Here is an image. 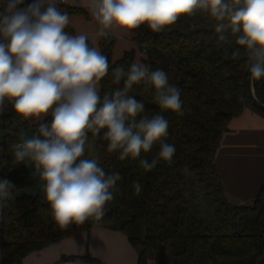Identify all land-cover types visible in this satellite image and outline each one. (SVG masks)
Instances as JSON below:
<instances>
[{
    "label": "trees",
    "instance_id": "1",
    "mask_svg": "<svg viewBox=\"0 0 264 264\" xmlns=\"http://www.w3.org/2000/svg\"><path fill=\"white\" fill-rule=\"evenodd\" d=\"M31 0H25L30 3ZM69 17L82 9L58 3ZM216 21L206 12L181 17L169 29L152 32L146 25L133 30L137 49L110 62L108 74L100 81V94L123 88L114 83L113 69L126 70L137 61L152 70L163 69L169 83L180 89L183 115L159 108L153 90L134 85L129 95L145 106L143 114L161 113L169 122L165 142L175 146L171 164L161 161L151 171L140 167V159L151 161L159 143L135 160L120 161L118 153L107 151L103 132L89 133L92 147L85 156L98 158L107 173H120L119 190L105 206L99 220L60 229L52 219L44 194L24 190L38 183L31 163H16L11 145L20 143L21 133L38 130L39 122L20 117L5 102L0 110V178L13 185L12 198L0 210V264H22L29 254L43 250L63 239L103 227L123 233L138 252L137 264H257L264 254V186L252 204L235 205L226 197L215 163V156L229 122L245 108L264 115L256 108L248 91L246 57H233L235 44L223 45L215 32ZM69 34L72 28L65 29ZM111 45L103 49L109 58ZM241 49V53H243ZM257 99L264 103V78L253 80ZM45 119L50 120L49 115ZM187 170V171H186ZM142 191L136 195L133 183ZM62 261L100 262L75 256Z\"/></svg>",
    "mask_w": 264,
    "mask_h": 264
},
{
    "label": "clouds",
    "instance_id": "2",
    "mask_svg": "<svg viewBox=\"0 0 264 264\" xmlns=\"http://www.w3.org/2000/svg\"><path fill=\"white\" fill-rule=\"evenodd\" d=\"M88 8L99 25L98 37L113 30L130 34L142 25L160 33L181 17L206 12L216 21L218 40L237 46L233 57H246L250 80L264 78V0H90ZM69 23L57 0H0V110L8 101L20 117L40 121L36 133L11 148L15 162L31 163L43 182L44 199L60 229L99 220L119 190L120 173H107L98 158L85 156L92 147L89 133L97 137L105 130L107 151L118 153L120 161L135 160L159 143L151 161H139L146 172L161 161L172 163L176 149L165 142L169 122L161 113L143 114L144 103L128 94L134 85L153 90L160 109L184 114L180 89L169 83L168 74L139 61L127 70L115 67L114 83L123 80V88L101 96L108 57L90 46L86 33L66 32ZM12 187L0 178V210L12 198ZM133 188L136 195L142 191L139 182Z\"/></svg>",
    "mask_w": 264,
    "mask_h": 264
},
{
    "label": "crops",
    "instance_id": "3",
    "mask_svg": "<svg viewBox=\"0 0 264 264\" xmlns=\"http://www.w3.org/2000/svg\"><path fill=\"white\" fill-rule=\"evenodd\" d=\"M57 3L82 9L83 13L70 16L69 25L72 28V33L70 34L86 33L89 36L90 46L97 47L102 54L103 49L111 45L110 62L121 59L127 51L137 49V45L133 41V32L129 34L122 30H113L105 37L95 35L99 25L92 19L90 14L88 8L90 0H57ZM141 56L142 53L138 52L137 61H139ZM100 86L101 83L99 82V88ZM215 163L227 199L235 205L252 204L258 191L264 186V115L252 108H245L239 116L234 117L223 134L215 156ZM106 231L120 235L127 245L132 247L126 236L121 232L103 227H93L89 232H93L95 236L102 238V234L105 235ZM89 232L63 239L43 250L33 252L23 259L22 264H52L57 262L59 260L56 257H51L50 252L54 246L61 245L68 239H75ZM59 255L61 256L60 261L64 257L75 256L74 253H64L62 251ZM90 258L95 259L93 257ZM95 260L103 262L101 259L96 258ZM135 260V264H137L138 254ZM66 262L76 263L72 261Z\"/></svg>",
    "mask_w": 264,
    "mask_h": 264
},
{
    "label": "rangeland",
    "instance_id": "4",
    "mask_svg": "<svg viewBox=\"0 0 264 264\" xmlns=\"http://www.w3.org/2000/svg\"><path fill=\"white\" fill-rule=\"evenodd\" d=\"M20 136L22 140L25 138H30L32 136V131H24ZM36 176L38 178L37 185L24 191L29 194L41 193L43 195V182L40 181L37 174ZM114 234L115 233L113 232L111 233L106 231L105 235L102 234V238H98L93 234V232H89L81 237L68 239V241H65L61 245L54 246L52 251H50L52 255L51 257H56L59 260L57 262H60L61 256L59 253L62 251L64 253H74L75 257H77V259L80 261H82L84 257H93L95 259H101L103 263L106 262L108 264H135V258L138 254L136 249H133L127 245L120 235ZM98 239H100V241H98ZM57 262H53L52 264H56ZM152 263L154 264V262Z\"/></svg>",
    "mask_w": 264,
    "mask_h": 264
},
{
    "label": "water",
    "instance_id": "5",
    "mask_svg": "<svg viewBox=\"0 0 264 264\" xmlns=\"http://www.w3.org/2000/svg\"><path fill=\"white\" fill-rule=\"evenodd\" d=\"M109 60V58H108ZM110 63V61H109ZM250 76V74H249ZM248 76V91H249V98L252 102V104L260 109V110H263L264 111V103L260 102L257 97L255 96V93H254V89H253V80H250ZM56 264H107V263H103V262H83V263H71V262H66V261H60V262H57ZM257 264H264V254L259 258Z\"/></svg>",
    "mask_w": 264,
    "mask_h": 264
}]
</instances>
